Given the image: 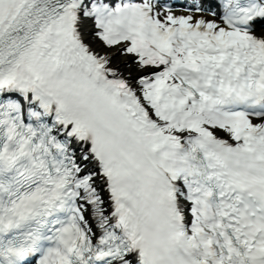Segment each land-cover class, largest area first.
I'll use <instances>...</instances> for the list:
<instances>
[{
    "label": "snow or ice",
    "instance_id": "snow-or-ice-1",
    "mask_svg": "<svg viewBox=\"0 0 264 264\" xmlns=\"http://www.w3.org/2000/svg\"><path fill=\"white\" fill-rule=\"evenodd\" d=\"M0 264H264V0H0Z\"/></svg>",
    "mask_w": 264,
    "mask_h": 264
}]
</instances>
